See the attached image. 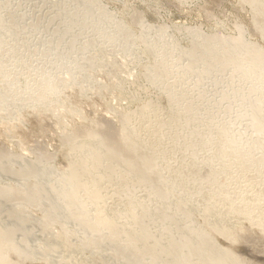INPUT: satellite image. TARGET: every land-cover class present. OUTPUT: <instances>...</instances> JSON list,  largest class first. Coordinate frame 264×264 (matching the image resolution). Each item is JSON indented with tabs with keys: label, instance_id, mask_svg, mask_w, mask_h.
Here are the masks:
<instances>
[{
	"label": "rangeland",
	"instance_id": "1",
	"mask_svg": "<svg viewBox=\"0 0 264 264\" xmlns=\"http://www.w3.org/2000/svg\"><path fill=\"white\" fill-rule=\"evenodd\" d=\"M96 2L98 6H95ZM255 9L257 11L258 8L253 9L244 0H0V96L6 95L0 103L1 110L7 107L10 99L33 94L43 80L58 87L53 100L47 105L49 107L31 101L20 104L24 106L9 119L6 120L4 115L0 117V148L8 150L13 157H25L30 164L37 161L34 163L39 164L36 169H44L40 173L47 177V180L42 179L43 188L58 187L64 183L62 179L68 172L70 160L78 155L77 150H71L64 141L72 126H93L106 119L121 128L137 115L128 126L136 124L135 127L140 128L143 124L145 127L144 120L138 118L141 110L145 109L144 112L158 117L155 123L152 120L155 129H159V123L168 120L166 124L179 123V132L198 130L200 139L204 138L207 142L214 134H219L220 140L234 135L241 149L237 148L239 156L226 161L228 167L242 168L250 164L249 174L260 170L257 182L264 185V162L257 160L262 153L257 148H246L254 132L248 135L244 130L251 126L254 115L250 101L255 99L256 94L247 91V86L255 82L254 78L242 82V70L238 69L240 73L237 71L233 75L232 63L224 70L213 63L202 81L196 83L193 79L196 71L205 70L200 61L202 53L197 38H207L205 43H209L213 38L230 40L242 36L251 47L260 46L264 50V38L256 27ZM121 30L126 31L125 34ZM66 39L72 40L68 46L64 41ZM191 48L193 57L187 60L183 53ZM248 52L251 53V50ZM240 64L239 68L244 61ZM192 84H197V87ZM261 95L264 101V93ZM80 115H83L82 119ZM60 117L64 122H60ZM150 134L153 133L146 135ZM155 135V140L151 135L150 142L156 145L160 137H157L158 133ZM177 141L173 144L178 145ZM155 145V148L159 146ZM168 145L172 142L169 141ZM83 146L84 142L79 145L80 148ZM175 150L178 151V147ZM39 154L53 155L49 170L43 168L46 159L44 156L38 158ZM168 156H160L159 160L173 162L178 157L170 155L169 159ZM185 157L192 158L191 155ZM185 157H178L177 160ZM17 162H12L15 171L20 168ZM171 162L169 177H173L179 167L183 169V162L179 163L180 166ZM119 170L120 167L116 166L108 178L98 181L87 179L89 186L86 189L95 191L100 203L107 206L108 215L123 212L133 222V206L146 203L149 208L145 214L149 216L147 223L153 235L158 234L160 227L153 217L161 213H165L162 224L170 228L192 221L199 223L203 230L211 229L208 228L210 216L207 220L202 216L205 214L203 207L208 203L196 202L198 210L191 209L194 200L188 195L196 194L193 186H187L186 182L182 186L174 184L165 196H157L153 189L147 192L148 186L143 182L121 176ZM1 172L2 187H16L22 183L20 187L25 188L27 182L22 178L10 174L4 178L7 174ZM232 175L229 172L223 178H231ZM247 177L236 176V180L246 184ZM116 179L122 182L121 186L112 184ZM253 181L256 183V180ZM30 183L35 184L33 177ZM100 195H105L106 200L102 201ZM19 206L27 209L25 214L29 221L24 223V227L26 231L30 229L29 235L17 233V217L14 219L7 215L0 216V230H15L14 238L20 244L23 237L29 238L30 248L35 250L36 255L33 260L22 258L21 264L116 263L114 259L117 261L118 257L115 258L116 254L113 257L112 251L95 256V246V249L84 247L82 237L85 238L88 233L80 228L77 219L56 220L48 232L42 231L39 222L49 220L43 216V211L36 207L27 208L24 204ZM100 219V215L88 217V220L97 223ZM61 224L67 226L65 233H61ZM245 229H248L246 225ZM254 230L262 232L257 226ZM165 236L167 234L162 237ZM213 238L222 246H229L219 235H213ZM256 238L264 248V239ZM67 241H74L76 245L68 247ZM247 253L246 249L241 254ZM260 261L264 262V258Z\"/></svg>",
	"mask_w": 264,
	"mask_h": 264
},
{
	"label": "bare ground",
	"instance_id": "2",
	"mask_svg": "<svg viewBox=\"0 0 264 264\" xmlns=\"http://www.w3.org/2000/svg\"><path fill=\"white\" fill-rule=\"evenodd\" d=\"M244 1L252 5L253 9L255 7L258 8L257 11L255 9V22L257 30L261 32L264 38V0ZM95 6H98L97 2ZM124 32L126 31H122V34H125ZM108 39L111 40V38ZM228 39L225 37L213 38L209 43H205L207 38L196 39L199 42V51L202 53L200 61L205 65V70L196 71L193 79L196 83L202 81V77L210 72V65L213 63L222 70L233 65V75L236 74L235 72L238 69H241L242 82H249L254 78L253 81L255 82L251 83V86H247L249 93L256 94L255 99L250 101L254 115L251 120V126L244 129L248 135L254 132V136L249 140L246 148L248 150L259 149L262 155L257 160L264 162V101L261 100L263 98L261 93H264V50L260 46L251 47L249 42L242 36ZM64 41L68 46L72 40L66 39ZM248 50H251V53ZM183 54L187 57V60H190L193 57L192 48L186 50ZM241 61H244V64L239 68ZM249 62L252 65H249ZM160 83L162 84L163 82L161 81ZM196 85L194 87H197ZM57 90L58 87L56 85L43 80L33 94L12 98L7 107L3 110L0 107V114H2L0 117L4 115L3 117H6V120L7 118L9 119L15 111L24 106L20 105L22 103L32 101L38 105L47 106L53 100ZM5 99L6 95L0 96V103ZM144 110H141V116L138 118L144 120L145 127L143 124L141 127L139 125L140 128L135 127L136 124L128 126L132 119L135 120L137 115L133 116V118L131 117L132 119L127 126L121 128L106 119L99 120L93 126H84L83 124H75L74 126L76 127L72 126V129L68 130L70 133L67 132L66 138L64 137L65 144L70 146L73 151L81 150L79 152L76 151L78 155L75 154L76 156H73V159L70 160L68 172L62 179L64 183L58 187L43 188L42 179L47 180V177H43L44 174L40 173L44 169H36L35 166H39V164L34 163L37 161L30 164L25 157L16 158L14 156V158L8 150L0 148V170L3 172L1 174H7L2 177L8 178V174H10L27 182L25 188L20 187L22 183H19V186L16 187H2L0 184V216L17 217L18 227L15 229L16 232L27 234L30 233V229L26 231L24 227V223L28 220V216L25 214L27 209L21 208L19 205L24 204L27 208H40L43 211V216L51 220L43 219L39 222L42 226V231L47 230L48 232L50 226L54 225L56 220L62 218L77 219L80 228L88 233L85 238L82 237L84 247L95 246V256L101 252L112 251L113 255H117L113 257H118L117 261L114 259L117 264H264V262L260 261V259L264 258V248H261L256 238L264 239V185L257 182L261 171L257 170L255 173L249 174L250 164L242 168L233 167V169L228 167L229 164L226 161L239 156L237 148L240 147L235 141V136L220 140V135L214 134L212 140L207 142L204 138L200 139L198 130H189L186 133H182L178 130L180 127L179 123L171 122L166 124L168 120L164 123L163 121L159 123V129H155V125L152 124L156 122L154 120L158 117L151 112V114L144 112ZM82 118L83 115H80V119ZM152 120L154 121L153 123ZM60 122H64L62 117H60ZM168 127H170V132L167 129ZM68 128L70 127L68 126ZM149 132L153 134L146 135ZM155 133H158V138L160 137L159 141L156 142V145L159 146L156 148L154 147L155 143L153 142V145L150 142L152 140L150 139L151 135L153 139L156 138L154 137ZM179 139H182V141ZM169 141L172 142V145H168ZM174 141H177L178 145L173 144ZM82 142H84V146L80 148L79 145ZM176 147H178V151L175 150ZM167 155H169L168 158L170 155L172 158L174 156L176 158L177 155L178 157L191 155L192 158L186 159L185 157V159L177 160V157L176 160L174 159L173 162L176 165L178 164L177 166H180L179 163L183 162V169L177 167L179 171L176 170L177 172L174 173V176L169 177L170 171L168 170L171 160L165 161L164 157H161L162 161L159 160L160 156L167 157ZM43 156L46 159V166H43V168L49 170L48 168L51 167L50 160L53 155L44 154ZM43 156L39 154L38 158ZM15 161H18V167L20 166L16 171L12 169V162ZM164 164L165 166H163ZM116 166L120 167L121 176H129L135 182H143V184L148 186L147 192H151L153 189L157 196H165L168 188L174 184L182 186L186 182L189 184L187 186H193L196 194L188 195L189 198L192 197L194 200V202H191V209L196 211V204L199 201L208 203L206 207L204 205L205 208L203 207L205 214L202 216L205 218L204 220H207L208 216H210L208 228L211 229H208V231L203 230L199 223L195 224L192 221L175 224L173 228H170L162 224L165 213H161L153 217V220L160 224L158 234L153 235L147 223L149 216L145 214L146 210H148L147 208H149L146 203L133 206L135 213L133 222H131L129 217L126 218L123 212L116 213L117 216L116 214L112 216L113 213L108 215L107 210H105L107 206L104 207L100 203L95 191L92 188L90 191L86 189L89 186L87 179L98 181L103 177L108 178L110 172ZM229 168L230 170L226 171ZM34 172H36L35 175H33ZM229 172L231 175L233 174L232 177L224 179L223 175L226 176ZM221 176L222 178H220ZM236 176L249 177H247L248 180L245 179L247 183L245 182L246 184H244L241 180L238 183ZM32 177L35 184L30 183V178ZM253 180H256V183ZM120 182L116 179L112 184L121 186ZM120 186L118 187L117 185V188L121 189ZM93 195L94 198H91ZM100 198L102 201L106 200L105 195H100ZM84 199L89 200L87 201L89 203ZM99 215L101 219L98 223L88 220V217H97ZM245 225L248 229H245ZM254 226L259 227L262 232L259 233L254 230ZM66 227L64 224L60 225L61 233H65ZM4 229L0 230V264H21L22 258L24 260L27 257L33 260L36 252L30 248L29 238L23 237V240L20 238L23 241L20 244L14 238L15 230L3 232ZM162 229L165 230L162 231ZM164 234H167V236L162 237ZM213 235H219V237L225 239L229 246H222L217 239L213 238ZM66 243L68 247L76 245L74 241H67ZM246 249L248 253L245 255L241 254Z\"/></svg>",
	"mask_w": 264,
	"mask_h": 264
}]
</instances>
